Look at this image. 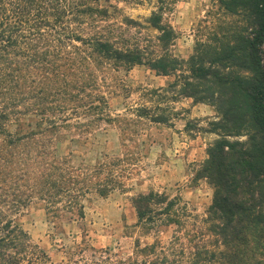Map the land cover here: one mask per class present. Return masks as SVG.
I'll list each match as a JSON object with an SVG mask.
<instances>
[{
	"label": "trees",
	"instance_id": "trees-1",
	"mask_svg": "<svg viewBox=\"0 0 264 264\" xmlns=\"http://www.w3.org/2000/svg\"><path fill=\"white\" fill-rule=\"evenodd\" d=\"M142 1H156L145 20L156 34L145 39L119 6ZM210 1L209 22L182 58L164 19L175 0H0V264H54L21 227L22 212L39 204L48 221L70 223L92 197L124 192L143 133L171 127L182 100L214 113L205 126L185 125L212 136L193 173L210 186L211 202L198 216L163 192L131 196L130 228L173 233L166 245L137 241L126 260L106 261L264 264V0ZM133 67L172 80L127 88L124 97L139 92V101L112 110L106 79ZM104 128L116 132L118 155L74 161L72 148Z\"/></svg>",
	"mask_w": 264,
	"mask_h": 264
},
{
	"label": "rangeland",
	"instance_id": "rangeland-1",
	"mask_svg": "<svg viewBox=\"0 0 264 264\" xmlns=\"http://www.w3.org/2000/svg\"><path fill=\"white\" fill-rule=\"evenodd\" d=\"M119 6L124 15L145 27L138 38L145 39L156 34L147 28L145 22L155 9L156 1ZM214 8L210 0H175L172 10L165 11V21L178 34L172 47L175 56L186 58L191 54L194 34L204 21L209 22L210 17L207 18L206 13H212ZM171 80L170 77L156 76L145 67L120 71L106 79L115 94L110 98L109 105L112 110H120L126 103L138 102L139 92L129 98L124 97L127 88L155 89L165 87ZM174 108L178 118L171 127L149 126L143 133L144 145L140 151L138 171L124 192L115 191L106 198L92 197L85 205L84 218L70 223L48 221L39 204H33L22 212L19 217L21 227L31 242L41 248L54 264H115L112 263L114 260L124 261L131 255L137 241L143 246L156 239L161 245H166L173 227H163L144 235L130 228L136 223L130 198L136 194L163 192L178 198L180 206L186 207L190 213L204 214L211 202L212 190L205 181H194L193 173L204 159L205 146L212 136H194L196 129L191 127V131L187 130L185 125L188 121L200 120V125L205 126V121L213 118L214 113L208 106H193L187 100L175 104ZM210 113L213 115L210 116ZM118 153L117 134L106 128L94 132L86 146L72 148V158L77 162H90L101 154L113 156ZM78 248L83 251L77 253ZM107 256L112 262L106 261Z\"/></svg>",
	"mask_w": 264,
	"mask_h": 264
},
{
	"label": "crops",
	"instance_id": "crops-1",
	"mask_svg": "<svg viewBox=\"0 0 264 264\" xmlns=\"http://www.w3.org/2000/svg\"><path fill=\"white\" fill-rule=\"evenodd\" d=\"M211 115H213V113H212V114L210 113V116H211Z\"/></svg>",
	"mask_w": 264,
	"mask_h": 264
}]
</instances>
